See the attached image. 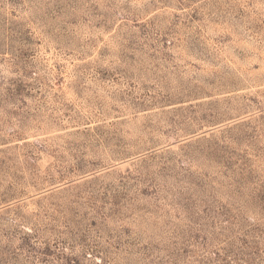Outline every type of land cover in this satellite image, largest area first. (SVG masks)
I'll return each mask as SVG.
<instances>
[{
    "label": "rangeland",
    "instance_id": "374dc122",
    "mask_svg": "<svg viewBox=\"0 0 264 264\" xmlns=\"http://www.w3.org/2000/svg\"><path fill=\"white\" fill-rule=\"evenodd\" d=\"M0 264H264V0H0Z\"/></svg>",
    "mask_w": 264,
    "mask_h": 264
}]
</instances>
